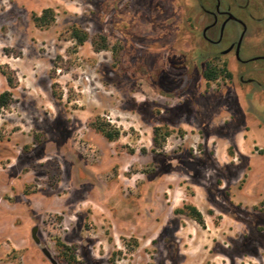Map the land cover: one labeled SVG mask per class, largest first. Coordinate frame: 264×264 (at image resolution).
Listing matches in <instances>:
<instances>
[{"label": "rangeland", "instance_id": "obj_1", "mask_svg": "<svg viewBox=\"0 0 264 264\" xmlns=\"http://www.w3.org/2000/svg\"><path fill=\"white\" fill-rule=\"evenodd\" d=\"M104 6L0 0V94L9 93L0 106V264H51L30 238L34 224L57 264L59 243L79 264H264V125L238 127L233 91L215 83L203 122L186 100L159 112L144 81L120 72L153 53L143 39L112 50L122 34ZM44 8L53 19L40 27L32 16ZM100 33L113 38L95 49ZM100 121L118 135L105 138ZM157 125L171 131L162 148L151 140ZM196 137L216 165L193 155ZM212 191L234 214L207 201ZM189 201L209 211L204 225L172 212ZM134 242L130 252L124 244Z\"/></svg>", "mask_w": 264, "mask_h": 264}, {"label": "flooded vegetation", "instance_id": "obj_2", "mask_svg": "<svg viewBox=\"0 0 264 264\" xmlns=\"http://www.w3.org/2000/svg\"><path fill=\"white\" fill-rule=\"evenodd\" d=\"M123 1L105 0L103 7L104 11L110 9L116 15L114 24L122 34L120 39L116 38L120 52L135 40L143 39L153 58L144 66L135 65L120 72L128 79L144 81L155 95L154 106L159 112L186 100L188 105L195 107L197 117L203 122L199 107L215 83L226 85L228 95L233 91L234 105L239 113L238 127L245 129L248 122L254 121L264 125V0H169L172 4L169 9L163 0H148L140 2L142 9L137 11L120 9ZM157 126L163 127L162 134L168 130L165 125ZM204 133L205 140L209 139L210 134ZM170 134L169 130L159 148L164 147ZM153 136L152 130L151 140L155 147ZM186 137L185 134L178 136L180 140ZM197 137L190 144L193 155L202 151L208 156L207 163L216 165ZM207 201L224 212H235L219 206L213 191ZM186 206L199 211L203 221V214L209 213L193 201L183 202L172 212L198 223L188 214ZM33 226L29 229L30 238L42 253L40 248L44 245L41 241L35 243L31 237ZM124 245L130 252L138 247L136 242ZM68 247L75 255L74 248ZM54 260L57 264L58 259ZM75 260L72 264H79V260ZM65 264L71 263L66 260Z\"/></svg>", "mask_w": 264, "mask_h": 264}, {"label": "trees", "instance_id": "obj_3", "mask_svg": "<svg viewBox=\"0 0 264 264\" xmlns=\"http://www.w3.org/2000/svg\"><path fill=\"white\" fill-rule=\"evenodd\" d=\"M32 19L35 23V25L40 26V27H46L48 26L52 19H53V10L51 8H44L42 9L41 13L39 15L34 14L32 16ZM74 37L77 39L78 43H82L87 35L85 32H78L77 30L74 31L73 33ZM111 38H113L111 35H107L104 33H100L97 35L95 39V49H100V48H105L106 46H109ZM115 39V38H114ZM94 43V41H93ZM112 47V50H118L120 51V43L115 39L112 44H110ZM9 102V93L8 92H3L0 94V106H6ZM162 126H155L153 128V142L156 146H159L161 144V141L164 139V136L168 134L169 130H166L162 134ZM95 130L101 132L105 138L108 140L114 139L118 135V130L111 127L108 123L106 122H98L95 124ZM160 132L162 136L160 137ZM188 209V214L195 219L200 225L204 224L202 215L199 211H197L194 207L192 206H186ZM60 244V252L63 255V259L66 261H70V263H75V257L72 254V251L69 249L68 246L64 244ZM64 247V248H63Z\"/></svg>", "mask_w": 264, "mask_h": 264}, {"label": "water", "instance_id": "obj_4", "mask_svg": "<svg viewBox=\"0 0 264 264\" xmlns=\"http://www.w3.org/2000/svg\"><path fill=\"white\" fill-rule=\"evenodd\" d=\"M37 229H38V226L36 224L31 228V237L35 243L39 244L40 238H38V236H37ZM40 249H41L42 253L44 254V256L47 259H49L51 263L56 264L54 258L51 255V252L49 251V249L46 246H41Z\"/></svg>", "mask_w": 264, "mask_h": 264}]
</instances>
